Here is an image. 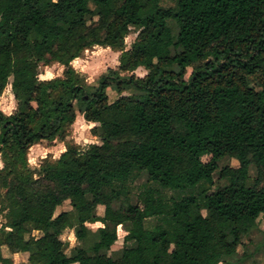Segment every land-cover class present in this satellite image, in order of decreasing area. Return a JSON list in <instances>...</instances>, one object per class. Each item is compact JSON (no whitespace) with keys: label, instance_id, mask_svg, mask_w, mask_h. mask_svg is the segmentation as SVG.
I'll return each instance as SVG.
<instances>
[{"label":"trees","instance_id":"1","mask_svg":"<svg viewBox=\"0 0 264 264\" xmlns=\"http://www.w3.org/2000/svg\"><path fill=\"white\" fill-rule=\"evenodd\" d=\"M169 1L0 0V96L11 79L16 105L0 112V264H13L2 248L28 253L29 264L251 257L243 238L264 217V0ZM131 28L139 31L126 50ZM93 47L119 56L89 85L71 62ZM53 63L64 76L39 80ZM77 114L99 143L85 151L67 140ZM44 141L65 151L34 170L28 150ZM224 159L237 166L219 167ZM142 174L132 203L127 194ZM214 174L225 183L211 190ZM161 190L180 198L165 200ZM65 202L71 211L55 215ZM152 218L160 224L147 229ZM94 223L102 227L92 241L86 224ZM74 226L67 255L60 236ZM119 226L122 246L111 252ZM259 241L264 264V229Z\"/></svg>","mask_w":264,"mask_h":264},{"label":"rangeland","instance_id":"2","mask_svg":"<svg viewBox=\"0 0 264 264\" xmlns=\"http://www.w3.org/2000/svg\"><path fill=\"white\" fill-rule=\"evenodd\" d=\"M160 6L164 8L173 7V4L169 0H160ZM169 26L172 27L174 35L177 33L176 25L169 21ZM137 28H131L129 35L126 37L124 41L125 49L128 50L131 44L134 42L137 33ZM118 52H114L108 48L104 49L101 47H93L86 51H84L81 56L74 61L71 62V67L76 71L81 73L86 82L89 85H95L97 79L105 73L108 68H116L118 65ZM65 68L62 65L57 63H53L52 65L41 68L38 70V79L41 81L51 80L54 78H62L64 76ZM191 67L187 68L186 76L190 73ZM140 73H143L140 75ZM146 74L145 70L139 68L136 70L135 75L138 77H143ZM256 80L250 78L251 85L253 86ZM10 83L11 79L8 81V85L6 86L4 92L0 96V112L5 115L12 114L16 110L15 102L11 97L10 92ZM108 98L110 102H113L116 99V94L111 90H107ZM128 94V93H127ZM7 109V111H5ZM78 115V114H77ZM91 125V126H89ZM94 126L93 124L86 123L83 118L75 120V123L71 127L68 133L67 140L76 145L81 151H85L91 144H99L98 140L94 138L90 133V128ZM63 148L64 150L61 151L60 149ZM65 151L64 144L60 141L54 142H40L37 145L32 146L28 150L27 154V161L28 165L34 169L38 170L41 166L42 161L45 159L47 160H56L59 158L60 154ZM209 158L204 157L203 161H207ZM31 163L30 161H33ZM230 164L232 167L237 166V162L234 160L229 161L228 159H224L219 163V167H223L227 164ZM1 166V164H0ZM256 176V171L253 166L249 169V180L248 184H251V181ZM146 176L141 175L139 179H137L133 185L130 187V191L128 192L127 196L130 199V202L136 203L137 202V194L141 191V186L145 184ZM225 182L220 181L217 177V174H214V187L211 189H215L216 186H223ZM162 196L165 200L170 199H178L180 195L177 192H172L169 190H161ZM62 211H71V208L68 202H65L62 206L58 207L55 211V215L59 214ZM97 214L99 216L103 215V207L99 206L97 208ZM204 216H207L205 210L202 211ZM5 224V220L0 218V227ZM160 221L158 219H149L145 222V227L147 229H151L152 227L159 225ZM86 227L93 233V236L88 238V240H96V234L98 228L102 226L99 223L94 224H86ZM264 229V217L261 216L257 220V228L248 236L243 238V242L247 245L248 249L252 253L251 257L245 261L244 264H261L262 263V256L261 252H256V244H259V240L261 238V231ZM77 227L66 229L62 232L60 236V240L65 243L66 249L65 253L67 255L70 254L71 248L77 245V241L75 238V233L77 231ZM117 234V242L112 246L111 252L117 251L122 246V238L125 236L124 229L119 226L116 229ZM40 234L37 232L33 233V236L38 237ZM72 236L73 239L69 240L68 237ZM130 246V245H129ZM2 255L4 257L10 258L13 264H29L28 262V253H18V254H10L6 248H2ZM228 261L234 264L238 263V257L227 259Z\"/></svg>","mask_w":264,"mask_h":264},{"label":"clouds","instance_id":"3","mask_svg":"<svg viewBox=\"0 0 264 264\" xmlns=\"http://www.w3.org/2000/svg\"><path fill=\"white\" fill-rule=\"evenodd\" d=\"M142 74H143V73H140V75H142ZM5 111H7V109H5ZM89 126H91V125H89ZM60 150L63 151L64 149L61 148ZM30 162H31V163H34V160H33V161H30ZM9 230H10V229H9ZM68 239H69V240H72L73 237H72V236H69Z\"/></svg>","mask_w":264,"mask_h":264},{"label":"crops","instance_id":"4","mask_svg":"<svg viewBox=\"0 0 264 264\" xmlns=\"http://www.w3.org/2000/svg\"><path fill=\"white\" fill-rule=\"evenodd\" d=\"M10 92H11V90H10ZM11 97H12V99H13V96H12V94H11ZM14 101V100H13ZM81 118H83L82 117V115H80V114H78L77 116H76V120L77 119H81ZM0 164H1V162H0ZM0 168H1V166H0ZM100 224V223H99ZM101 225V224H100ZM102 226V225H101Z\"/></svg>","mask_w":264,"mask_h":264}]
</instances>
